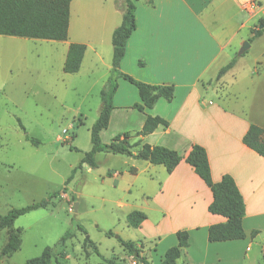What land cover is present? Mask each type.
<instances>
[{
	"label": "crops",
	"instance_id": "obj_1",
	"mask_svg": "<svg viewBox=\"0 0 264 264\" xmlns=\"http://www.w3.org/2000/svg\"><path fill=\"white\" fill-rule=\"evenodd\" d=\"M76 1L70 4L67 40L61 42L66 45V52L72 43L85 45L82 68L88 51L101 59L100 44L111 39L122 12L105 6L114 0H91L103 3L104 10L88 15L97 20L95 31L107 39L99 37L94 43L71 40L72 7ZM261 1L135 2V30L126 42L119 69L145 84H172L174 96L170 102L158 99L151 109L138 112L133 109V105L140 103L137 89L118 79L109 124L100 135L113 129L117 120L128 125L132 116L135 127H117L113 137L128 133L132 136L130 144L139 142L132 150L133 156L141 145L148 144L174 150L184 158L192 145H199L206 151L212 181L216 183L222 176H230L245 207L242 220L245 238L209 243L208 228L224 223L225 218L208 212L212 194L184 159L168 173L161 165L116 155L122 157V165L107 169L104 178L114 190L127 196L117 203L120 208H129L127 214L136 210L146 215L137 228V241L144 245L153 240V251L162 247L165 253L177 245L176 232H188V246L181 249L178 264H261L260 260H264V159L242 142L250 125L264 129V82L253 86L255 93L259 90L261 99L255 111L251 105H238L239 93L233 86L238 80H225L228 75L232 77L237 64L217 79L219 70L244 42L243 31L253 25ZM4 37L20 38L0 35V39ZM103 64L110 73L111 60L108 65L103 60ZM241 96L246 99L245 94ZM147 116L166 120L168 127L159 126L149 135L135 137ZM130 130L135 133L132 135ZM136 200L140 202L136 207L129 203ZM254 231L257 233L252 237ZM253 245L260 246L261 254H248ZM143 255L148 261L147 255Z\"/></svg>",
	"mask_w": 264,
	"mask_h": 264
},
{
	"label": "rangeland",
	"instance_id": "obj_2",
	"mask_svg": "<svg viewBox=\"0 0 264 264\" xmlns=\"http://www.w3.org/2000/svg\"><path fill=\"white\" fill-rule=\"evenodd\" d=\"M105 6L122 12L119 0ZM259 7L253 25L243 31L244 42L251 39L249 48L237 56L242 43L233 53L234 66L237 65L232 77L228 75L225 79L238 80L233 85L239 93L238 105H251L255 111L261 99L259 90L255 93L253 86L264 82V29L259 37L252 38L254 31L264 25V3ZM101 10H104L102 2L76 1L72 7L70 39L93 43L99 37L107 39L95 31L97 20L88 15ZM110 43L108 38L100 44V60L88 51L82 68L66 74L64 43L0 39V217L11 209L23 208L56 193L47 208L29 212L15 221L14 227L21 229L20 248L7 258L0 257V264H25L40 256L45 247H53L66 233L72 237L65 243L66 258L59 259L60 264H139L114 237L106 236L107 231L133 241L140 255L144 258L143 254L147 255L149 264H158L163 258L162 247L153 251V240L144 245L137 241V229L126 223L129 208L117 204L127 196L114 190L104 178L107 169L122 165V157L98 153L96 169L88 170L82 163L84 154L91 149L90 128L99 114L100 92L110 75L103 64V60L107 65L110 63ZM244 94L245 100L241 96ZM130 122L125 126L115 121L113 129L100 135L101 142L109 143L117 127L133 129L134 117L131 116ZM26 137L39 144H32ZM73 171L71 181L65 184ZM129 203L140 205L137 200ZM86 238L94 246L85 243ZM6 241L7 230H2L0 252ZM260 250L259 245H253L248 254H261ZM260 263L264 264V260ZM50 264H56L55 258Z\"/></svg>",
	"mask_w": 264,
	"mask_h": 264
},
{
	"label": "trees",
	"instance_id": "obj_3",
	"mask_svg": "<svg viewBox=\"0 0 264 264\" xmlns=\"http://www.w3.org/2000/svg\"><path fill=\"white\" fill-rule=\"evenodd\" d=\"M72 0H0V35L9 37H20L43 41L61 42L67 40L69 29L70 4ZM122 7L121 22L111 34V70L109 78L100 92L101 105L98 117L90 128L91 149L84 154L82 163L90 169H96L95 156L98 153H110L113 155H125L135 159L144 160L152 165H161L168 173L184 159L194 171V173L204 182L212 194V201L208 206V212L225 218L221 224L211 225L207 231L209 243L227 242L242 240L245 233L242 227L244 216V201L239 193L233 179L230 176H222L219 182L214 183L211 179L210 168L206 151L199 145H192L188 154L183 158L178 152L161 146H150L143 144L138 149L135 156L132 150L138 146L139 142L132 145L129 139L132 137L128 133H122L113 137L109 143H102L100 134L107 129L111 111L113 110V96L117 89V80L122 79L133 85L138 92L140 103L133 105V109L143 112L151 109L158 99L170 102L174 96V86L172 84L149 85L135 80L133 77L120 71V62L125 54L126 42L135 30V2L137 0H119ZM264 3V0L259 4ZM264 26V25H263ZM264 29V28H263ZM262 30L254 31L252 38L261 35ZM251 39L248 40L250 42ZM85 45L73 43L67 50L63 64V72L72 74L78 72ZM236 57L223 66L217 79L229 71L235 64ZM159 126L168 127L166 120L160 117L147 116L141 130L134 136H146L151 134ZM32 144L38 145V141L26 137ZM243 144L264 159V129L250 125L242 138ZM66 180L68 184L73 175ZM56 197V193L48 196L47 199L32 203L23 208L11 209L4 216L0 217V231L7 230V241L3 246L0 257H9L20 248L21 229L15 228V221L32 211L45 209L50 205V200ZM146 215L140 211H131L126 215V223L129 227L137 229L145 221ZM78 229L86 232L79 226ZM257 232H252L254 237ZM106 236L114 237L124 251L139 264H149L140 255L139 250L133 241L124 240L111 231H107ZM177 245L169 248L164 253L159 264H178L181 249L188 246V232L185 230L176 232ZM72 236L69 233L63 235L53 247H45L40 256L29 259L25 264H50L55 258L56 264L59 259L66 258L64 250L65 243ZM85 243L94 246V243L86 238ZM97 253V252H96ZM264 259V254H263ZM112 262H109L111 264Z\"/></svg>",
	"mask_w": 264,
	"mask_h": 264
},
{
	"label": "water",
	"instance_id": "obj_4",
	"mask_svg": "<svg viewBox=\"0 0 264 264\" xmlns=\"http://www.w3.org/2000/svg\"><path fill=\"white\" fill-rule=\"evenodd\" d=\"M263 28H264L263 25H260L258 27V29H260V30L263 29ZM248 48H249V43L247 41L243 42L240 50L237 53V56H241ZM74 212H76V204H74Z\"/></svg>",
	"mask_w": 264,
	"mask_h": 264
}]
</instances>
